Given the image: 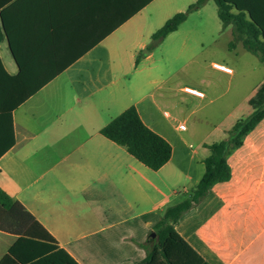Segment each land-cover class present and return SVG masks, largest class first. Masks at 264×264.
Wrapping results in <instances>:
<instances>
[{
    "label": "crops",
    "instance_id": "crops-1",
    "mask_svg": "<svg viewBox=\"0 0 264 264\" xmlns=\"http://www.w3.org/2000/svg\"><path fill=\"white\" fill-rule=\"evenodd\" d=\"M156 1L0 0V18L5 13L21 57L34 61L36 74L55 75L13 110L14 144L0 156V187L51 236L22 242V256L46 243L78 264H138L165 207L183 200L204 175L210 143L188 144L161 117H172L164 106L173 103V70L154 52L137 51L145 11ZM0 56L10 74L20 72L8 38ZM187 86H195L180 88L188 99L200 98ZM263 102L264 93L247 94L236 106L245 108L237 120ZM132 105L172 145L159 170L101 133ZM228 162L231 179L210 188L176 228L210 264H264V119ZM33 220L0 224V264L38 262L7 259L29 227L43 233Z\"/></svg>",
    "mask_w": 264,
    "mask_h": 264
},
{
    "label": "trees",
    "instance_id": "trees-1",
    "mask_svg": "<svg viewBox=\"0 0 264 264\" xmlns=\"http://www.w3.org/2000/svg\"><path fill=\"white\" fill-rule=\"evenodd\" d=\"M152 0H144V5ZM217 13L224 28L232 26L233 40L231 45L242 43L244 48L258 56L264 63V0H214ZM208 0H197L190 4L185 11L177 12L152 34L156 43L163 41L170 33L176 31L194 11L202 8ZM136 11L128 13V18ZM0 18V42L8 38L13 54L21 70L18 74H10L0 56V156L14 144L13 110L35 94L55 75L36 74L33 69L34 61L21 57L17 48V37L6 22L5 13ZM123 22V21H122ZM116 27H112L114 30ZM264 119V102L259 104L247 117L241 118L227 131V138L209 145L210 153L205 158L206 170L192 192L178 203L165 207L162 216L153 227L144 246L147 256L138 264H210L205 260L178 232L176 224L181 216L199 203L209 189L220 182L229 181L232 177L231 166L228 162L230 153L244 142L250 133ZM8 131V134L7 132ZM101 133L107 138L125 147L129 153L153 170H159L172 156V145L159 133L147 126L142 120L137 108L132 105L109 121ZM33 220V216L3 188L0 187V224ZM33 224L43 229L39 234L33 227L25 231L10 249L7 259L24 262L36 256L34 264L42 260L51 264H78L68 252L63 249L55 251V247L42 244L28 258L22 256L19 247L24 241H33L30 237L47 240L51 236L41 225L33 220ZM155 234V236H153ZM56 257L59 262H57ZM6 259V258H5ZM56 260V261H54ZM5 260H3L4 263ZM30 262V261H29ZM2 264V263H1Z\"/></svg>",
    "mask_w": 264,
    "mask_h": 264
},
{
    "label": "rangeland",
    "instance_id": "rangeland-1",
    "mask_svg": "<svg viewBox=\"0 0 264 264\" xmlns=\"http://www.w3.org/2000/svg\"><path fill=\"white\" fill-rule=\"evenodd\" d=\"M196 1L157 0L145 11L146 22L137 37L143 44L137 49L141 55L154 52V59L173 70L170 83L173 103L164 106L172 117L166 118L164 114L161 117L194 147L202 146V142L212 144L225 139V129L242 117L245 110L236 106L247 94L264 93V63L242 48L241 43L230 44L233 40L231 30L222 26L214 0H208L202 8L191 13L163 41H153L152 34L166 20ZM214 62L232 67L234 74L218 70ZM187 84L202 90L206 97L188 99L180 90ZM165 86L158 85V91ZM180 122L186 123V130L176 129Z\"/></svg>",
    "mask_w": 264,
    "mask_h": 264
},
{
    "label": "built area",
    "instance_id": "built-area-1",
    "mask_svg": "<svg viewBox=\"0 0 264 264\" xmlns=\"http://www.w3.org/2000/svg\"><path fill=\"white\" fill-rule=\"evenodd\" d=\"M213 66L215 68H217L218 70L222 71V72H225L227 74H233L234 73V70L232 67L226 65L225 63H219V62H215L213 64ZM186 92L194 95V96H197V97H200V98H204L205 97V93L200 90V89H197L195 87H190V86H187L185 87L184 89ZM167 115H169V113L166 112ZM179 129L180 130H186L187 129V125L185 122H180L179 125H178Z\"/></svg>",
    "mask_w": 264,
    "mask_h": 264
},
{
    "label": "water",
    "instance_id": "water-1",
    "mask_svg": "<svg viewBox=\"0 0 264 264\" xmlns=\"http://www.w3.org/2000/svg\"><path fill=\"white\" fill-rule=\"evenodd\" d=\"M153 236H155V234H153Z\"/></svg>",
    "mask_w": 264,
    "mask_h": 264
}]
</instances>
